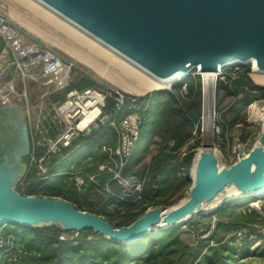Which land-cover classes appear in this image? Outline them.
Here are the masks:
<instances>
[{
    "label": "water",
    "instance_id": "1",
    "mask_svg": "<svg viewBox=\"0 0 264 264\" xmlns=\"http://www.w3.org/2000/svg\"><path fill=\"white\" fill-rule=\"evenodd\" d=\"M38 1L158 77L180 71L185 76L195 68L219 73L230 64H252L251 58L264 70V0ZM203 147L195 177L191 171L187 202L150 208L132 224L115 227L60 197L21 194L18 185L28 170L24 158L32 149L26 105H0V227L92 229L110 241L133 245L148 234L212 214L202 205L227 187L242 194L264 189V125L260 144L248 153L240 149V159L230 167L219 166L214 142Z\"/></svg>",
    "mask_w": 264,
    "mask_h": 264
},
{
    "label": "trees",
    "instance_id": "2",
    "mask_svg": "<svg viewBox=\"0 0 264 264\" xmlns=\"http://www.w3.org/2000/svg\"><path fill=\"white\" fill-rule=\"evenodd\" d=\"M1 48L2 43L0 42ZM251 72L250 64H237L235 70L229 69L224 73V78L216 84V108L219 111L217 126L221 130L220 139H224L237 125H245L247 123L246 108L253 102L264 99V87L250 77ZM86 88L102 90L101 86L90 76L79 72L65 89L51 95L52 102L64 101L66 94L72 89ZM202 95L200 78L178 82L170 91H152L144 96L124 93L125 105L122 113L136 111L141 116L140 138L136 149L140 142H146L147 148L153 145L157 148L151 162L144 165L139 172L133 173V175L142 177L141 192L131 195L124 193L111 172L101 175L99 185L92 184L90 188H102L106 182H109L113 189L112 194L104 195L101 201L97 202V207H93L95 204L89 200L91 191L79 196L76 192L64 189L59 184L42 188L43 180H29L26 175L24 181L21 182L23 185H18L19 191L23 195L60 197L72 203L79 210L89 211L105 218L115 227L132 224L150 208L165 209L179 203L182 195L174 200L172 198L177 194L176 191L183 193L191 187L190 173L196 154L195 149L201 145L200 141L192 145H189V142L198 133L201 134ZM114 97L115 95L107 99V111L114 109ZM226 99L230 101L224 104ZM103 142L114 145L115 131L103 128L88 136L79 137L70 148L64 150V159L73 152L83 150L86 157L92 156V161L85 164V172L93 174L97 171L99 164L107 159V155L100 151V145ZM136 149L127 165L121 170L124 178L131 173L129 168L132 161L139 162L142 159L141 156L137 157ZM84 153L79 157H83ZM58 159L59 157L54 159L58 163L51 173L62 170L63 167L58 164L63 159L59 161ZM74 184H76L75 181ZM41 190L42 194H40ZM168 195L170 196L166 198ZM238 204L245 205L246 210L236 212ZM112 207L115 208L114 211H111ZM118 213L119 215H116ZM213 218H217L214 223ZM199 220L206 221V227L200 225ZM261 223H264L263 215L249 207L247 198H238L224 203L214 213L202 215L188 223V226L197 233L195 243H189L183 238L184 229L181 226L148 234L133 245L110 241L92 229L74 231L73 233H77L78 236L71 238L64 237L63 234L69 231L59 226L38 228L6 226L3 233L29 253V256L21 259L17 264L22 262L39 264H236L257 251V254L264 255V245L262 248L256 247L250 251L253 243L251 236L256 231L254 226ZM239 232H243L241 238L237 237Z\"/></svg>",
    "mask_w": 264,
    "mask_h": 264
},
{
    "label": "built area",
    "instance_id": "3",
    "mask_svg": "<svg viewBox=\"0 0 264 264\" xmlns=\"http://www.w3.org/2000/svg\"><path fill=\"white\" fill-rule=\"evenodd\" d=\"M0 42V105L16 101L29 108L28 87L31 84H54L55 90L59 91L72 82L75 63L43 41L30 38L1 10ZM16 76L22 82L21 89L15 86ZM114 95V109L107 111V99ZM124 105V93L119 91L97 88L70 90L65 100L55 103L52 112L42 113L36 126L31 129L32 149L26 173L29 180L46 181L50 177L64 174L60 170L51 173L58 163L54 159H63L64 150L70 148L79 137L110 128L115 131L114 145L107 142L100 145V151L107 155L106 161L99 164L95 173L88 174L84 168L86 163L92 161V156L79 160L72 165L76 169L71 177L78 189L82 190L92 184L99 185V177L111 172L114 179L124 187L122 190L133 188L134 192H141L143 181L138 180L130 185L135 177L124 178L121 175V170L137 147L141 127L140 114L136 111L123 114ZM103 187L107 193L111 192L109 182ZM5 227H0V264H17L29 253L11 237L4 235ZM238 236L242 237L243 232H239Z\"/></svg>",
    "mask_w": 264,
    "mask_h": 264
},
{
    "label": "rangeland",
    "instance_id": "4",
    "mask_svg": "<svg viewBox=\"0 0 264 264\" xmlns=\"http://www.w3.org/2000/svg\"><path fill=\"white\" fill-rule=\"evenodd\" d=\"M30 1L35 2L37 5H39L43 9L51 12L52 14H55V16H57V18L59 20L68 24L69 26H72V23L69 20L60 16L58 13L56 14V12L52 11V9L46 7L45 5L43 6V4H41V2L38 3L36 0H23V1H21V0H0V10L3 11L9 17V19L12 22H14L15 24H17L27 35H29L30 38L32 37L34 39L35 38L38 39L39 41H43V43H46L47 45H49L52 48H54L55 50H57L63 57L73 61L76 65V69H77L73 73V79L77 73L84 72L88 76H90L91 79L96 81V83L98 85H100L102 89H110L113 91H119L121 93L131 94L133 96H144L148 93H151V92H148V93L143 94V95H136V94L128 93V92L120 89L116 85L110 83L109 81H107L106 79H104L103 77L98 75L96 72L91 70L89 67L85 66L81 62L72 58L70 55H68L66 52H64L60 48H58L53 43L49 42L45 38L39 36L38 34H36L33 31H31L27 27L28 24L36 27L37 29H40V31H44V33H46L47 35L50 33L51 34L50 36L54 35L53 37H56V38H59V39L65 40V41H70L69 40L70 36L68 35V33L66 31L62 30L61 28H58L56 25H54L53 23H51L47 19H45L41 14L34 11L28 4V2H30ZM78 31L81 34H84V35L91 37L89 34H86L85 32L80 31V29ZM94 38H96V37H94ZM107 49L110 50V52L114 54L112 59H111V62L109 63L111 71L114 72L115 74H118V75L120 74V76H127L123 71H120V69L117 68L116 64L118 62H115V61L121 60V61L128 63L129 65H131L133 67L135 65H133V63L130 62L129 59H124V57H121L120 55H117L116 52H113L115 49H113V48L112 49L107 48ZM116 57H117V59L115 60ZM113 62L115 64H113ZM237 64H239V63L227 65V66L221 68L220 69L221 71L219 73H214L213 75H209L208 73H200L199 69L195 68V69L191 70L185 76L183 75V76H180V77L173 79V81L171 82V84H169V86H167L166 88H163V90H165V91H170L172 89L173 85H175L178 82H183V81L188 80L190 78H192L193 80L200 78V80L202 81V91H203L202 97H203V110H204L203 116L201 118L202 119V129H201V134L199 135V133H198L196 135V137L189 142V145H192V144L196 143L197 141H200L201 145L195 149L197 152V150L200 147H203L204 144L214 142L215 146H216L215 153H216V156L218 159L219 166L221 165L220 167H226V168L230 167L232 164H234L235 162H237L240 159V154H239L240 149H242L244 153H248L251 149H253L255 146L258 145V143L260 141V136L262 133V128H263L262 120L254 117L255 116L254 115V109L252 106L256 105V104L258 107L261 106L262 103L264 102V99L253 102L252 104H250L246 108L245 111L247 113V123L245 125L239 124L234 128L233 131L229 132L224 139L219 138V134H220L221 130L217 126L218 125L217 121H218V116H219L218 112L219 111L216 108V101H217L216 84L221 79V74L224 75V73L229 71V69L235 70ZM250 65L252 67V64H250ZM113 69H114V71H113ZM256 76L257 75L256 74L254 75V72H251L250 77L258 84V82L256 81ZM15 86L18 87L19 89L22 88L21 87L22 82L20 81L19 77H17V76L15 77ZM260 86L264 87V85H261V84H260ZM55 89H56V86L54 84L44 85L41 82H38V83L33 84V85L31 84L28 87L29 110H30V115L32 117L33 127L36 126L35 124H37L38 119L42 113L52 112V109H53L55 102H52L51 95L55 93V91H56ZM59 91H62V90H59ZM229 101H230L229 99H226L224 104H227ZM156 151H157V148L154 145L147 148L146 142H140L138 148L136 149V155H137V157L141 156L142 159L139 162H137L135 160H133L132 163L130 162L131 167L129 168V171L131 173L129 176H127V178L135 177L134 181H137V182H138V180L142 181L141 176L133 175V173L139 172V170L144 165L149 164L151 162L154 154L156 153ZM82 153H84L83 150H82V152L81 151L73 152L69 157H67V158L65 157V159L63 158V160L58 165H61L63 167L61 172H63L64 174L57 176V177L53 176V177L48 178L46 181H44L42 188H46L48 186H56L57 184H59L64 189H70V190L76 192L79 196H82V195L86 194V192L91 191V195H90L91 197L89 200L91 203L95 204V205H93V207H97L96 206L97 202L101 201V198L104 195L112 194L113 189L110 186V190H111L110 193H107L103 189L104 188L103 186H102V188L96 187V188L90 189V188H92L91 187L92 185H89L88 187H84L83 190L78 189L76 184H74V180H72L73 178L71 177V173H73V171L76 169V167L72 168V165L75 162H78L80 159L82 161V159L86 158V156H85L86 153H84L83 157H81V158L79 157ZM61 159H62V157H61ZM27 163H29V159L27 160ZM190 175H191V173H190ZM22 181H24V178L22 179ZM192 184H193V180H192ZM20 185H21V183H20ZM118 185H120V184L118 183ZM130 185H134V183L131 182ZM122 188H124V187H122ZM190 188L188 190L183 191V193H181L180 191H176L175 193H177V194L172 198V200L177 199L180 195H182V199L179 201V203H180L181 201H183V199L188 197V195L190 193ZM124 190L123 191L126 194L131 195V194L136 193L133 191V188H131V189L126 188ZM42 193H43V191L41 190L40 194H42ZM169 196L170 195H168L166 198H168ZM238 198H247L249 207L257 210L258 214L263 215V217H264V196L263 197L238 196V197H234V198H230V199H225L224 197H222L215 204V207L213 209V213L215 212V210L218 207H220L224 203L238 199ZM161 206H164V205L161 204ZM114 209L115 208L112 207L111 211H114ZM245 210H246L245 205L238 204V206H236V212H244ZM116 215H119V213ZM201 216L202 215L198 216L197 218H200ZM216 219L217 218H213V223L216 221ZM189 222H191V221H189ZM189 222H187L186 224L181 226L184 229V233L182 234V236L187 242L195 243V242H197V233L195 231H193L188 226ZM199 222H200L199 223L200 225H203L206 227V225H207L206 221L199 220ZM254 227H255L256 231H255V234H253L251 236V240H253V243H252V248L250 251H253L256 247L262 248V245H264V223H261L257 226H254ZM73 232L74 231H69V232L64 233L63 235H64V237L67 236L70 238L71 237H77L78 234L73 233ZM237 237H238V235H237ZM239 238H241V237H239ZM257 253H258V251L255 254H252L251 256H249V257H247L241 261L236 262V264H264V255H259ZM19 264H39V263L22 262Z\"/></svg>",
    "mask_w": 264,
    "mask_h": 264
},
{
    "label": "bare ground",
    "instance_id": "5",
    "mask_svg": "<svg viewBox=\"0 0 264 264\" xmlns=\"http://www.w3.org/2000/svg\"><path fill=\"white\" fill-rule=\"evenodd\" d=\"M36 1L39 3L38 0ZM28 4L34 11L41 14L45 19H47L48 21L56 25L58 28H61L62 30L66 31L71 39L69 38L70 41H65V40L53 37L54 35L50 36L51 35L50 33L47 35L46 33H44V31H40V29H37L36 27L28 24L27 27L31 31L35 32L39 36L53 43L58 48H60L61 50L66 52L68 55H70L72 58L76 59L77 61L81 62L85 66L89 67L91 70L96 72L98 75H100L101 77L109 81L110 83L116 85L117 87H119L120 89L128 93H132L136 95H143L148 92L166 88L167 86H169V84H171L173 79L179 77L180 75L184 73L180 71V72L175 73L172 76L162 78V77H158L154 75L153 73L145 69L143 66L138 64L137 62H133L129 60L130 62L133 63V65H135L133 67L124 61H121V60H119L120 62L117 61L116 60L117 57H116L115 62H118L116 64L117 68L120 69V71H123L127 76H120V74L119 75L115 74L114 72L111 71L110 64H109L114 54L111 53L110 50L107 49V48L112 49L113 47L111 48V46L109 47L106 43L94 38V36L87 30H85L84 28H82L81 26L78 27L77 24L76 25L73 24L74 23L73 21L71 22L72 26H69L68 24L59 20L57 16H55V14H52L51 12L43 9L42 7L37 5L35 2L30 1L28 2ZM79 29L80 31L85 32L86 34H89L92 38L87 35L81 34L78 31ZM115 50L113 52H116L117 55L124 57V59H128L125 56H123V54H121L119 51L117 50L115 51ZM249 61L252 63L254 75L255 74L257 75L256 81L258 82L259 85L260 84L264 85V70L258 67L256 59L251 58ZM113 64L115 63L113 62ZM198 67H202V66H198ZM208 74L213 75L214 73H208ZM252 107L254 109V115H255L254 117L261 119L264 125V102L259 107L257 106V104L253 105ZM203 113H204V110H203ZM259 144H260V141L258 145ZM203 150H204V147H200L195 154V158H194L193 165H192V176L193 177H195L196 165H197V162ZM134 182L135 181L133 180L132 183ZM257 193H259L260 196H264V189L260 190L259 192H249L247 194H242L234 186L227 187L224 190V192L221 193L217 198H215L213 201L209 203L203 204L202 207L204 208L205 211H212L215 207V204L222 197H224L225 199H230V198L243 196V195H257ZM189 197L190 196L188 195V197L183 199V201L173 206L176 207L180 204L187 202Z\"/></svg>",
    "mask_w": 264,
    "mask_h": 264
},
{
    "label": "flooded vegetation",
    "instance_id": "6",
    "mask_svg": "<svg viewBox=\"0 0 264 264\" xmlns=\"http://www.w3.org/2000/svg\"><path fill=\"white\" fill-rule=\"evenodd\" d=\"M26 112H27L28 129H29V135H30V134H31V129H32L33 125H32V117H31V115H30V110H29V108H27V107H26ZM30 139H31V136H30ZM28 158H29V157L24 158V161L27 162Z\"/></svg>",
    "mask_w": 264,
    "mask_h": 264
}]
</instances>
